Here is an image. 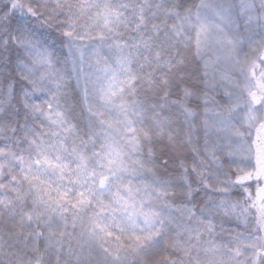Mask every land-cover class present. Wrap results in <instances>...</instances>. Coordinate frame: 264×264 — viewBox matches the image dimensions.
I'll return each instance as SVG.
<instances>
[{"label":"snow or ice","instance_id":"snow-or-ice-1","mask_svg":"<svg viewBox=\"0 0 264 264\" xmlns=\"http://www.w3.org/2000/svg\"><path fill=\"white\" fill-rule=\"evenodd\" d=\"M0 264H264V0H0Z\"/></svg>","mask_w":264,"mask_h":264}]
</instances>
